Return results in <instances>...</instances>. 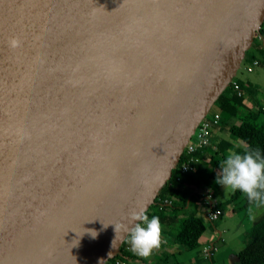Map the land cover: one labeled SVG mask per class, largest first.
Returning a JSON list of instances; mask_svg holds the SVG:
<instances>
[{"label": "water", "instance_id": "water-1", "mask_svg": "<svg viewBox=\"0 0 264 264\" xmlns=\"http://www.w3.org/2000/svg\"><path fill=\"white\" fill-rule=\"evenodd\" d=\"M263 21L264 0H0V264L116 256Z\"/></svg>", "mask_w": 264, "mask_h": 264}, {"label": "crops", "instance_id": "crops-1", "mask_svg": "<svg viewBox=\"0 0 264 264\" xmlns=\"http://www.w3.org/2000/svg\"><path fill=\"white\" fill-rule=\"evenodd\" d=\"M254 58L258 59V66L251 72L241 71L234 79L240 84L242 95L235 97L230 89H226L218 98V103L216 101L215 109L221 115L220 122L211 130L209 144L197 151L199 159L195 171L183 175L179 182L169 179L170 182L160 194L167 203L153 205L146 213L149 217H159L160 246L153 249L148 257L137 256L131 251L128 264H164V259L169 264H236L235 253L242 246L230 252V244H240L249 221L260 220L264 200L257 199L245 207V193L241 192L233 198L234 190L216 183L215 177L221 175V161L229 151L252 150L230 132L231 126L245 120L264 131V46L259 38L253 40L245 55L247 65ZM176 192L183 197L176 195ZM208 193L222 208L215 222H209L206 215ZM190 216L201 218L205 230L199 237L198 245L186 251L173 239V234Z\"/></svg>", "mask_w": 264, "mask_h": 264}, {"label": "clouds", "instance_id": "clouds-1", "mask_svg": "<svg viewBox=\"0 0 264 264\" xmlns=\"http://www.w3.org/2000/svg\"><path fill=\"white\" fill-rule=\"evenodd\" d=\"M8 46L15 50L21 47V41L12 37L8 41ZM215 181L233 190L239 189L247 194L249 199L264 200V156H261L259 150L229 151L221 161V175L215 177ZM132 219H138L139 222L133 223L131 227L118 222L114 225L115 232L126 231L130 250L137 256L148 257L153 249L160 246L159 217L133 213ZM88 231L95 237V230ZM116 240L113 241V246Z\"/></svg>", "mask_w": 264, "mask_h": 264}, {"label": "trees", "instance_id": "trees-1", "mask_svg": "<svg viewBox=\"0 0 264 264\" xmlns=\"http://www.w3.org/2000/svg\"><path fill=\"white\" fill-rule=\"evenodd\" d=\"M231 94L235 97H239V95H234L233 92H231ZM215 104L212 106V108H215ZM230 132L238 139H240L242 142H244L246 146H248L250 149L259 150L261 156H264V131H262L255 124L244 120L239 125L231 126ZM177 171L178 169L176 166L172 169V174L174 175L175 173H177ZM193 171H195V169ZM169 182L170 181L168 180L164 187H166ZM240 193L241 191L239 189H235L232 197L235 198ZM160 194L161 192L158 194V196ZM175 194L181 198L183 197V195L179 194L178 192H176ZM244 200H245L244 206L254 201L252 199H249L247 194L244 195ZM155 202H157L156 198H155ZM152 207L153 205L150 206L148 211ZM147 212H145L144 214H146ZM204 230H205V223L201 218L196 216L186 217L182 221L181 227L174 232L173 239L175 241H178L183 246L184 250L189 251L198 245L199 237L204 232ZM256 232L257 233L255 239L254 240L251 239L250 241L246 242L244 247H242V249L236 253V256L239 259L240 264H264V252H263L264 221L260 223V226L256 229ZM126 240H127V236L124 241ZM120 247H123V245H121ZM130 252L131 250L127 254H129ZM164 264H169L166 262V259H164Z\"/></svg>", "mask_w": 264, "mask_h": 264}, {"label": "built area", "instance_id": "built-area-1", "mask_svg": "<svg viewBox=\"0 0 264 264\" xmlns=\"http://www.w3.org/2000/svg\"><path fill=\"white\" fill-rule=\"evenodd\" d=\"M257 37H259L264 45V26L260 30V32L257 34ZM257 60L253 59L252 62L245 67V70L250 72L252 68L257 65ZM232 90L234 95H240L242 93L241 87L236 80H232L231 82ZM219 116V114L216 112L214 115V118L212 120L205 121L197 130L196 139L193 143L189 144L187 147V150L185 154L182 157V160L179 164L180 167V173H175L174 175H171V179H173L176 182H179L181 177L183 176V172H190L193 170V163L198 161V156H195V151L198 146H205L207 143V135L209 134V127L212 123L216 122V118ZM221 208L216 203H211L210 207L208 209L207 218L210 221H213L218 218V214L220 215ZM123 247H120V252L111 258L108 264H128V252L130 251V245L126 241L122 243Z\"/></svg>", "mask_w": 264, "mask_h": 264}, {"label": "bare ground", "instance_id": "bare-ground-1", "mask_svg": "<svg viewBox=\"0 0 264 264\" xmlns=\"http://www.w3.org/2000/svg\"><path fill=\"white\" fill-rule=\"evenodd\" d=\"M264 26V21L262 22V24H261V26H260V28H259V31L258 32H255L254 33V37H253V40L254 39H256V38H259V37H257V34L260 32V30L262 29V27ZM260 39V38H259ZM261 40V39H260ZM262 42V41H261ZM263 44V43H262ZM264 46V45H263ZM254 59H256L257 60V65H255L254 67H256V66H258V64H259V61H258V59L257 58H254ZM253 60V59H252ZM252 62V61H251ZM250 62V63H251ZM249 63V64H250ZM248 66V65H247ZM253 67V68H254ZM253 68H252V70H253ZM251 70V71H252ZM250 71V72H251ZM232 80H234V79H232ZM232 80L230 81V83H229V89H230V91L231 92H233V90H232V86H231V82H232ZM240 85V84H239ZM241 87V86H240ZM242 90V89H241ZM242 95V93L239 95V96H241ZM212 108V107H211ZM210 108V109H211ZM209 112H210V110H209ZM218 114H219V112H217ZM216 114V112H212L211 114L210 113H207V115H205L201 120H200V122L197 124V126H196V128H195V130H194V133L190 136V138L188 139V141L186 142V144H185V146H184V148H183V150H182V153H181V155H180V158L181 159H179V162L175 165V167L177 166V169H178V171H177V173H180V167H179V164H180V162H181V160H182V157H183V155L185 154V152H186V150H187V147H188V145L189 144H191V143H193L194 141H195V139H196V134H197V130H198V128L205 122V121H208V120H212L213 118H214V115ZM220 118H221V115L219 114V116H217V118H216V122L215 123H212L211 125H210V127H209V134L207 135V137H206V139H207V144H209V140H210V132H211V130L215 127V126H217L218 124H219V122H220ZM206 144V145H207ZM205 145V146H206ZM204 147V146H203ZM202 147L201 146H198L197 147V149H196V151H195V156H198L197 155V151L199 150V149H201ZM182 156V157H181ZM199 159V158H198ZM197 163V161L196 162H194L193 163V170L195 169V164ZM192 170V171H193ZM192 171H190V172H192ZM187 173H189V172H187ZM186 172H183L182 174L184 175V174H187ZM171 174H172V170H171ZM206 197H207V199L209 200L208 201V209H209V207H210V204L211 203H216L217 204V202L213 199V196H212V194H207L206 195ZM156 200H157V202L155 203V204H160V203H164V204H166L167 203V200H162L161 199V197H160V195L158 196L157 195V197H156ZM160 200H162L161 202H159ZM218 205V204H217ZM219 206V205H218ZM207 213H208V211H207ZM207 215V214H206ZM218 216H219V214H218ZM123 242V241H122ZM121 246V245H120ZM111 259H109L108 261H106V262H104V264H108L109 263V261H110Z\"/></svg>", "mask_w": 264, "mask_h": 264}, {"label": "flooded vegetation", "instance_id": "flooded-vegetation-1", "mask_svg": "<svg viewBox=\"0 0 264 264\" xmlns=\"http://www.w3.org/2000/svg\"><path fill=\"white\" fill-rule=\"evenodd\" d=\"M257 199H255L253 202H251V203H248L245 207H247V206H249V205H251L252 203H254L255 201H256ZM260 218V220H257L256 221V219L255 220H248L249 221V223L247 224V228H246V230L244 231V238H245V243L246 242H248V241H250L251 239H255V237H256V229L260 226V223L262 222V221H264V212L261 214V216L259 217ZM263 235H264V233H263ZM245 245V244H244ZM244 245L242 246V247H244ZM242 247L241 248H239V250L237 251V252H239L241 249H242ZM236 252V253H237ZM263 252H264V249H263ZM237 257V256H236Z\"/></svg>", "mask_w": 264, "mask_h": 264}, {"label": "rangeland", "instance_id": "rangeland-1", "mask_svg": "<svg viewBox=\"0 0 264 264\" xmlns=\"http://www.w3.org/2000/svg\"><path fill=\"white\" fill-rule=\"evenodd\" d=\"M247 64H248V62H246V60H245V58H244V64H243V66H242V68L238 71V74L237 75H239L240 74V72L241 71H245V72H248V71H246L245 70V67L247 66ZM235 76L233 79H236V77H238V76ZM217 110H215V108H211V110H210V114L212 113V112H216ZM155 205H157V204H155ZM154 205V206H155ZM222 209V208H221ZM222 213V212H221ZM221 213H220V215H221ZM219 215V216H220ZM219 216H218V218H219ZM217 218V219H218ZM217 219H215V220H217ZM215 220H213L214 222H215ZM209 221V220H208ZM210 222V221H209ZM211 224V223H210ZM245 244V238L242 240V242L240 243V244H237L236 246H234V243H232V244H230V247H232L231 249H232V251H230V252H234L233 250H236V249H238L240 246H243ZM234 246V247H233ZM235 257H236V253H235Z\"/></svg>", "mask_w": 264, "mask_h": 264}]
</instances>
